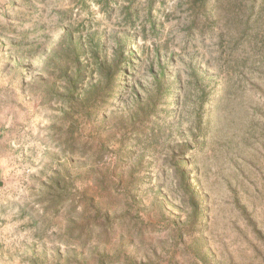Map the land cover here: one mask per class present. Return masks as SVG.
<instances>
[{
	"label": "rangeland",
	"instance_id": "374dc122",
	"mask_svg": "<svg viewBox=\"0 0 264 264\" xmlns=\"http://www.w3.org/2000/svg\"><path fill=\"white\" fill-rule=\"evenodd\" d=\"M186 1L0 0V264H264V42Z\"/></svg>",
	"mask_w": 264,
	"mask_h": 264
},
{
	"label": "trees",
	"instance_id": "16d2710c",
	"mask_svg": "<svg viewBox=\"0 0 264 264\" xmlns=\"http://www.w3.org/2000/svg\"><path fill=\"white\" fill-rule=\"evenodd\" d=\"M186 6L189 8L190 23L189 28H204L199 32H195L199 38L204 37L205 30L210 35H219L225 37L228 44H232L230 54L236 53L238 45H242L241 41L247 44L252 42H264V0H187ZM127 12L123 14V18L127 22H132V14L125 8ZM212 28H216V32H212ZM232 28V29H230ZM208 29V30H207ZM113 52L110 59H103L95 62V72L97 82L93 84V89L101 84L104 87L118 84L119 77L130 69L132 66V58L125 57V49L127 44L121 42L120 38H113ZM244 49V48H243ZM261 50V49H260ZM31 51V48H28ZM101 47H96V52H101ZM77 56L75 60V70L65 77V86L69 89V94H73L80 90V86L85 80L84 72L86 66L78 63ZM243 63L246 58H242ZM84 75V76H83ZM103 93V92H102ZM101 94V101L104 99ZM88 109V107H87ZM92 109H88L87 113L91 114ZM183 178L185 177L182 173ZM186 191L189 190L187 184H183ZM191 200L197 209L194 194L191 193ZM111 224H107V227Z\"/></svg>",
	"mask_w": 264,
	"mask_h": 264
}]
</instances>
